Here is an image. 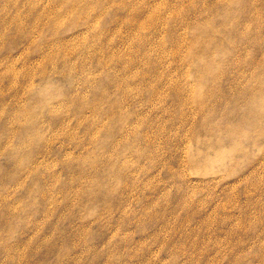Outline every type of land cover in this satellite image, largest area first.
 Returning <instances> with one entry per match:
<instances>
[{"label": "rangeland", "instance_id": "rangeland-1", "mask_svg": "<svg viewBox=\"0 0 264 264\" xmlns=\"http://www.w3.org/2000/svg\"><path fill=\"white\" fill-rule=\"evenodd\" d=\"M0 264H264V0H0Z\"/></svg>", "mask_w": 264, "mask_h": 264}, {"label": "bare ground", "instance_id": "bare-ground-1", "mask_svg": "<svg viewBox=\"0 0 264 264\" xmlns=\"http://www.w3.org/2000/svg\"><path fill=\"white\" fill-rule=\"evenodd\" d=\"M183 253V252H182Z\"/></svg>", "mask_w": 264, "mask_h": 264}]
</instances>
